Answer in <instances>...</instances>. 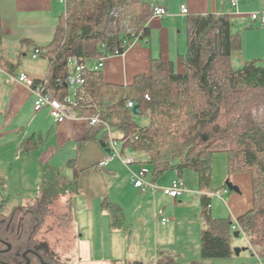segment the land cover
Returning <instances> with one entry per match:
<instances>
[{
	"label": "trees",
	"instance_id": "trees-1",
	"mask_svg": "<svg viewBox=\"0 0 264 264\" xmlns=\"http://www.w3.org/2000/svg\"><path fill=\"white\" fill-rule=\"evenodd\" d=\"M64 6L52 40L36 47L40 56L48 58L49 69L46 78L35 79L62 101L68 89L64 82L70 58L93 60L121 54L133 38L147 35L146 23L152 15L146 1L66 0ZM239 46L227 14L191 15L186 23L182 72L170 62L153 59L149 75H138L130 85H117L105 82L101 69L86 71L75 103L69 106L77 115L98 111L120 134L123 148L145 153L152 181L169 170L182 180L184 171L190 169L197 174L199 187L207 189L212 156L225 152L229 173L251 174L252 208L236 222L244 233L239 235L264 260V63L250 59L234 67L230 55ZM130 99L138 104L135 114L126 106ZM139 116L147 118L144 124L137 122ZM95 128V137L106 146L104 125ZM72 187L77 190L76 183L47 167L35 201L8 214L0 211V264H24L27 258L29 264H44L41 259L62 264L36 235L54 201ZM203 206L200 258L228 257L233 252L232 222L208 212L207 196H203ZM104 207L111 224L120 225V207L111 203Z\"/></svg>",
	"mask_w": 264,
	"mask_h": 264
},
{
	"label": "crops",
	"instance_id": "crops-1",
	"mask_svg": "<svg viewBox=\"0 0 264 264\" xmlns=\"http://www.w3.org/2000/svg\"><path fill=\"white\" fill-rule=\"evenodd\" d=\"M133 1H146L151 9L153 5L164 6L167 14L161 18L151 15L144 38L135 37L121 54L106 57L101 72L107 83L133 84L138 75L150 74L153 59L170 62L176 71L182 72L187 18L198 14L223 13L229 16L231 32L240 40V46L230 55L234 67L250 59L264 63V27L250 18L252 12L264 11V0H238L237 9L230 6L229 0ZM181 5L187 8L186 14L181 13ZM64 9V4L53 0H0V203L32 202L37 196L44 169L49 167L66 181L76 183L77 190L62 194V197L66 196L71 205L69 209L75 215L74 218L72 216V228L82 239H77V246L90 247L91 237L95 234L124 236L135 230L133 235L140 236L141 227L134 229V220L145 222L148 234H154L156 241L159 236L166 238L171 231L182 230L184 225H196L191 235L192 255L186 256V263L259 264V257L243 235L242 239H231L232 249L244 248L238 255L233 251L224 258H200V236L204 228L203 196H207L208 212L214 218H224L232 223L252 208L251 174L249 171L229 173L225 152H216L212 156L211 181L207 189L199 187L197 174L189 169L187 172L195 175L188 177V183L182 178L186 190L180 197L175 199L161 191L153 194L147 188L134 186L130 171L146 163L145 153L122 145L121 153L135 158L129 168L118 158L99 165L107 153V145L102 146L95 137L96 126L90 125V116L77 115L70 107L72 116L56 123L47 106L34 111L35 94L30 88L15 80L7 82V73L17 74L19 71L26 72L34 80L46 78L48 58L33 57L32 54L36 47H44L52 40ZM67 88L65 99L72 102L76 90ZM112 136L118 139L120 134L115 129ZM6 172L15 173L10 174L14 180L3 178ZM167 172L154 182L160 186L169 185L177 174L172 170ZM227 179L238 187V192L227 189ZM224 194H228L226 199ZM105 203L120 207L123 218L120 225L111 224ZM187 204L191 207L190 217L183 212ZM76 205L88 214L83 233L76 221ZM128 211L132 214L129 222ZM91 212H94L96 221L105 220V226L95 223L93 227L89 217ZM161 217L168 221L162 223ZM182 238H188L185 242H189L188 235ZM122 240L115 239V242Z\"/></svg>",
	"mask_w": 264,
	"mask_h": 264
},
{
	"label": "rangeland",
	"instance_id": "rangeland-1",
	"mask_svg": "<svg viewBox=\"0 0 264 264\" xmlns=\"http://www.w3.org/2000/svg\"><path fill=\"white\" fill-rule=\"evenodd\" d=\"M91 115H93V113L89 114L88 116ZM136 119L139 124H144L147 120V118L144 116L136 117ZM187 171L190 170L184 171L183 178L188 183V177L190 178V175L194 176L195 174ZM167 173L169 172H166L165 175ZM10 174L15 175V173L13 172H6L5 175H3V178H8L9 180L7 181L14 180V177H11ZM1 179L2 178H0V181ZM32 180L34 181V178ZM72 189L73 187L68 191H70V193L75 191ZM227 195L228 194H224L225 199L226 197H228ZM33 201H35V199ZM28 204L29 203H0V211L1 213L8 214L15 207L23 205L25 206ZM70 206L71 205L68 202L66 196L62 197V195H60L54 201L50 209L51 211H49L48 215L45 218L44 224L36 235L38 239L47 241L51 249H53V251L58 255V258L62 264H202L186 263L185 261L186 256L190 257V255H192L191 235L192 233H194V230L196 229L194 227H196V225H184L182 226V230L176 229L174 231H171L169 233V236H167L166 238L159 236L158 240L156 241V237L154 234H148L147 227H145V222L140 223L134 220L133 228L136 229L138 227H141L139 229V231L141 232L140 236L133 235V232L135 230H131L130 235L124 236L95 234L93 235V237H91L93 239L89 244L90 247L82 245L77 246L78 240L82 239L81 237H79V234L77 235V232L74 233V230L72 228L71 221H73L75 215L72 214V211L69 209ZM76 208L78 209V212L75 213L76 221L81 228L80 232L83 233V227L87 222L86 218L88 214L83 213L77 205ZM183 209V212H185L186 215L188 214L190 217V204H187V206ZM127 213V218L129 219L127 220L129 222L132 219V214L130 213V211H128ZM89 217L91 218V225L93 227L95 223H102L103 226H105V220H95L94 212H91L89 214ZM122 220L123 218L121 217V222ZM234 222L236 223V221ZM191 230H193V232ZM188 231H190V233ZM185 235L189 236V242H185L188 238H182V236L185 237ZM242 238V235L238 237V239ZM115 239L123 240L118 243L115 242ZM97 241L100 242L99 245H97ZM184 245L186 246V248Z\"/></svg>",
	"mask_w": 264,
	"mask_h": 264
},
{
	"label": "built area",
	"instance_id": "built-area-1",
	"mask_svg": "<svg viewBox=\"0 0 264 264\" xmlns=\"http://www.w3.org/2000/svg\"><path fill=\"white\" fill-rule=\"evenodd\" d=\"M59 2L61 4H65L66 0H53ZM230 6L233 8H238V0H229ZM181 13L186 14L187 8L185 5H181ZM167 14V10L164 6L161 5H153L152 7V15L156 17H164ZM250 18L252 21L257 22L260 26L264 27V11L260 12H252L250 14ZM137 38V37H136ZM40 55V49L35 48L32 56L37 57ZM107 56H101L98 59L88 60L83 58H70L67 63V76L65 79V84L74 90L77 89L80 85H83L85 82L84 73L90 70H98L102 69L105 65V60ZM7 82L12 80L18 81L20 83L25 84L28 88H30L35 94L34 101V111L38 112L43 107L47 106L49 108V114L53 118L56 123H60L64 121L67 117L72 116L69 108V104H74V101H70L69 99H65L62 101L54 96L51 91L45 90L44 86L41 83H35V80L31 78L26 72L19 71L17 74L7 73ZM145 98H148V95L145 94ZM134 100H128L126 103L127 107L134 106ZM90 125H99L102 124L107 131V148L109 151L105 154L104 158L99 162V165H104L109 161L118 158L122 161L124 165L128 168L129 166L135 162V158L132 156H124L120 147L123 145L119 139H116L112 136L113 131L115 130L110 124L102 120L98 114V111L89 117ZM131 176L134 183V186L137 188L149 189L153 194L157 191H161L163 194L168 195L172 198L180 197L184 191L186 190L185 183L178 178L172 180L169 185L160 186L151 180V173L149 168L145 164H139L137 170H131ZM160 221L162 223H166L168 221L167 218L161 217ZM232 231H239V233L243 234L238 223L231 224ZM245 237V236H244ZM246 238V237H245ZM259 264H264V260L259 258Z\"/></svg>",
	"mask_w": 264,
	"mask_h": 264
},
{
	"label": "water",
	"instance_id": "water-1",
	"mask_svg": "<svg viewBox=\"0 0 264 264\" xmlns=\"http://www.w3.org/2000/svg\"><path fill=\"white\" fill-rule=\"evenodd\" d=\"M65 84V83H64ZM66 85V84H65ZM137 109H138V104H134V106L133 107H131V111H132V113H136L137 112ZM106 151L108 152L109 151V149L108 148H106ZM225 185H226V187H227V189L228 190H230V191H235V192H238L239 191V189H238V187L236 186V185H234L230 180H226L225 181ZM233 236L234 237H239V231L237 230V231H234V233H233ZM244 248H240V247H234L233 248V251H234V253L236 254V255H238L239 254V252L241 251V250H243ZM24 255H26V253H24ZM25 264H29V259H26V263Z\"/></svg>",
	"mask_w": 264,
	"mask_h": 264
},
{
	"label": "flooded vegetation",
	"instance_id": "flooded-vegetation-1",
	"mask_svg": "<svg viewBox=\"0 0 264 264\" xmlns=\"http://www.w3.org/2000/svg\"><path fill=\"white\" fill-rule=\"evenodd\" d=\"M38 240H40V242L45 241V240H43V239H38ZM46 242H47V241H46ZM41 247H42V246H41ZM47 247H49L50 250H53V249H51V247H50L49 244L47 245ZM32 251H33V250H32ZM33 252H34V253H35V254L41 259V256H40V254H39L38 252H36V251H33ZM24 253H26V252L24 251L22 255H23L24 257H26V255H24ZM27 259H29V258H27ZM25 263H26V261H25ZM25 263H24V264H25ZM29 263H30V259H29ZM41 263H44V264H51V263L43 262L42 259H41Z\"/></svg>",
	"mask_w": 264,
	"mask_h": 264
}]
</instances>
